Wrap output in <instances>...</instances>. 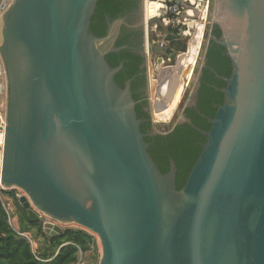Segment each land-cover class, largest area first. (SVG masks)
<instances>
[{"label":"water","instance_id":"obj_1","mask_svg":"<svg viewBox=\"0 0 264 264\" xmlns=\"http://www.w3.org/2000/svg\"><path fill=\"white\" fill-rule=\"evenodd\" d=\"M98 2L12 0L1 15L3 187L48 238L68 228L96 235V264H264V0H214L209 39L232 71L209 130L184 113L176 122L207 138L180 189L175 162L162 172L149 152L130 81L115 79L123 64L106 59L127 19L107 18L95 35ZM145 4L139 26L161 24L146 20Z\"/></svg>","mask_w":264,"mask_h":264},{"label":"trees","instance_id":"obj_2","mask_svg":"<svg viewBox=\"0 0 264 264\" xmlns=\"http://www.w3.org/2000/svg\"><path fill=\"white\" fill-rule=\"evenodd\" d=\"M138 2V0H99L92 18L93 33L97 36L105 35L107 18L111 20L122 16L127 18V13H130L132 8L139 9ZM127 21L129 23L128 19ZM160 29L166 33L165 36L169 40L168 51L173 53L186 51L187 43L181 35H178L177 28L160 26ZM213 34L217 37L221 36L218 26L213 27ZM131 37L132 43L129 42ZM142 37V29H129L124 25L116 42V47L121 49L110 52L106 59L113 67L123 64V68L117 73L115 79L122 87L130 81L133 97L137 101V114L143 119L141 129L146 134L153 125V121L152 116L144 110L145 100L139 102L138 93V89L147 81L146 70L142 67L145 59L134 45L137 42L141 44ZM206 59L198 107L186 109V116L202 130L210 129V119L215 116L218 106L224 101L221 88L226 85V82L218 76H229L232 71L231 59L226 55L225 48L213 40H210L207 45ZM167 131L166 133L160 131V134L154 136L146 135L145 138L150 143L149 152L162 172L169 171L171 160L175 162L177 185L180 189L185 185L207 138L188 122L178 124ZM3 194L14 198L17 208L21 211L20 217L23 215L26 225L37 226L39 235H42L49 244L50 253L41 254L34 251L32 243L10 225L7 213L0 202V264H74L79 258V247L84 253H90L97 258L95 235L85 230L68 228L62 234L48 238L41 223H30L27 209L19 202L17 190H4ZM25 231L29 230L25 229Z\"/></svg>","mask_w":264,"mask_h":264},{"label":"rangeland","instance_id":"obj_3","mask_svg":"<svg viewBox=\"0 0 264 264\" xmlns=\"http://www.w3.org/2000/svg\"><path fill=\"white\" fill-rule=\"evenodd\" d=\"M195 7H196L195 17L191 18L187 15V18H188L186 20L187 24L183 25V28L186 29V31L188 30L190 31V34L182 35L183 40L187 43V49L186 51H183V52L187 53V51L189 50V47H190L189 43H191L192 39L194 38V34L196 33L198 24L203 25V33L201 36V43H200L201 46H200L198 57L196 58L195 62L192 65H190L188 70L185 69V71H179L177 73V70H178L176 69L177 62L179 60L180 54H182L181 53L182 51L171 54L170 56L171 59L168 60V54L166 53L165 47H162L163 45L161 43L158 44V45H162L161 49L157 52L152 49L151 51L152 55H149V58H148L147 73H148V81H149V96L151 99V105L153 107L152 109V115H153V120H154L153 123L155 127L163 133H166L168 132L167 131L168 129L173 128L176 121L180 118L184 105L187 103L190 97V94L193 90V87L196 83L198 73L201 69V66L204 60L205 50L208 45V40L210 37L212 21H213L214 0H209V1L208 0H196ZM145 8H146V4H145L144 9ZM155 22L156 21H153L152 25L150 24L149 26L150 29L148 28L149 34L150 36H152L153 42L156 40H159L161 37H164L166 34L163 30L160 29V26L162 25H160L156 31H153V25ZM164 68L168 69V72L170 75V76L168 75V77H170V80H175V78L178 77V74H179V75H182L186 79L185 81L187 83L183 91L182 97L179 100L174 110L173 109L169 110V105L172 100L176 99V97L173 94H170L167 90V86H166L167 75H166L165 70H163ZM158 75L159 77L157 78V80L153 79V78H156ZM153 94L158 99L157 100V103H158L157 111L155 107V101H154ZM3 99L5 100L4 96H3ZM6 106L7 105L5 103V107ZM169 112H172L170 116H168ZM164 116H167V117H164ZM6 198H7V201L10 207L13 210L12 213L14 212L12 217H13L14 224H16L15 215L16 213L20 215L19 212L21 211H19V209L17 208L14 198L10 196H6ZM20 220H21V225L19 226V228L22 231H25V229H28L29 232H26V233L28 234L30 233V235L32 234L35 240L42 236V235H39L37 226L26 225V221L23 219V215H21ZM36 242L37 240L34 241V248L37 251ZM90 256L93 257L91 254ZM97 259L98 258H95V257L92 258V260L94 261V264H96Z\"/></svg>","mask_w":264,"mask_h":264},{"label":"built area","instance_id":"obj_4","mask_svg":"<svg viewBox=\"0 0 264 264\" xmlns=\"http://www.w3.org/2000/svg\"><path fill=\"white\" fill-rule=\"evenodd\" d=\"M11 1L12 0H2L0 2V17L4 13V11L7 9ZM155 1H158V0H155ZM155 1L151 0V2H155ZM181 1L184 4H187L188 6L179 4L177 0H160V2L163 3V7L158 10L157 15L150 17V19L157 17L160 19L161 24L163 26L167 28L168 27L177 28L178 35L182 36L183 34L184 35L190 34V31L189 30L186 31V29L183 28V25L187 24L186 23V20L188 19L187 15L191 18L195 17L196 0H181ZM161 24L159 22H155L153 25V31H156ZM147 28H149L148 24H147ZM158 42L159 44L161 43L163 45V46L160 45V47L161 46L165 47L166 53L168 54V60H170L171 59L170 56L171 54H173V52L168 51V46H169L168 38H166V36L161 37L158 40ZM149 45L150 47H153L154 46L153 41H150ZM148 50H149V47H147V51ZM150 52H151V49H150ZM7 89L8 87H7V78H6V68L2 60V57L0 55V125L3 126L2 128H4L5 123H6L5 121H6V107L7 106L5 107V103L7 105ZM3 96L5 97V100L3 99ZM1 159H2V142L0 140V165H1ZM4 190H8V189H5L3 187L1 183V174H0V202L3 205L4 209L6 210L9 223L21 236L26 237L32 243L33 249L36 252L34 248V241L36 240L33 238L32 234L30 235V233L29 234L26 233L29 231H22L18 225L14 224L13 217H12L14 212L12 213L13 210L10 207L6 196L3 194ZM17 195L19 197V192L17 193ZM95 238H96L97 251L100 252V241L96 235H95ZM92 258L93 257H91L89 253H84V251L79 247V258H78V261L75 262L74 264H89L90 262H92Z\"/></svg>","mask_w":264,"mask_h":264},{"label":"bare ground","instance_id":"obj_5","mask_svg":"<svg viewBox=\"0 0 264 264\" xmlns=\"http://www.w3.org/2000/svg\"><path fill=\"white\" fill-rule=\"evenodd\" d=\"M162 7H163V3H161L160 1L151 2V0L150 1L146 0V8H145L146 18L150 19V17L157 15L158 10ZM202 33H203V25L198 24L196 33L194 34V38L192 39V42L189 43L190 47H189L188 52L185 54V57L182 54H180L179 56V60L177 62V68H176L178 69L177 73L179 71H185V69L188 70L190 65H192L195 62L196 57L198 56V53H199L200 46H201L200 43H201ZM163 70H165L166 75H167V81H166L167 90L170 94H173L176 97V99L172 100L169 105V110H172V109L174 110L179 100L182 97L183 91L187 84L185 81L186 79L182 75L178 74V77H176L175 80H170V77H168L169 75L168 69L164 68ZM154 99H155V96H154ZM172 112H169L168 116H170ZM164 117H167V116H164ZM4 139H5V126L4 128L0 129V140L2 142V159H1V165H0V174H2L3 161H4Z\"/></svg>","mask_w":264,"mask_h":264},{"label":"flooded vegetation","instance_id":"obj_6","mask_svg":"<svg viewBox=\"0 0 264 264\" xmlns=\"http://www.w3.org/2000/svg\"><path fill=\"white\" fill-rule=\"evenodd\" d=\"M139 2V9L137 10V8H132V11L130 13H127V18L129 20V25L127 27H129V29H142L143 30V37L142 39L140 40L141 41V44L140 42H137L138 44V47H137V44H134L137 51L140 52L143 56H144V62L142 64V67L145 68L146 70V83L144 85H142L139 89H138V93H139V102H142V100H145V104H144V110L152 116V121L154 122L153 120V115H152V105H151V99H150V96H149V81H148V73H147V66H148V58H149V55H152L151 52H150V49L152 51V49L154 50L156 48V46L154 45V47H150L149 45V42L150 40L152 39V36H150L149 34V31H148V28H147V25L146 23L143 24L142 26H139V22H141V17H142V14H141V9H140V0H138ZM138 20V22L136 21ZM146 20H149V18H146ZM128 22V21H127ZM212 29V28H211ZM149 37L148 41L146 40V38ZM210 39L208 40V43H209ZM129 42L132 43V37L129 39ZM136 43V42H135ZM147 47H149V50L147 51ZM200 50V49H199ZM188 52V51H187ZM206 52H207V47H206V50H205V56H206ZM153 53V52H152ZM182 55L185 57V54L186 52H181ZM199 54V53H198ZM198 57V56H197ZM196 57V58H197ZM206 66V65H205ZM203 66V67H205ZM203 70V68H202ZM199 74V73H198ZM202 75H203V72H202ZM202 75H201V78H202ZM140 77H141V74H140ZM159 76H157L156 78H153L155 80H157ZM220 79L221 78V75L218 76ZM198 78V77H197ZM201 78H200V87H201ZM200 87H199V90H200ZM199 90H198V94H197V103L194 105L192 104V106L190 107H186V104L184 105V108H183V111L182 113H184L186 115V109L188 108H196L198 107V96H199ZM137 92V90H136ZM154 96V94H153ZM157 98L155 97L154 101H155V107H156V111H157V107H158V103H157ZM177 122V121H176ZM176 126V123L175 125ZM173 126V127H174ZM173 129V128H172ZM161 132L155 127L154 123L153 125L151 126V128L148 130V132L146 133V135L148 136H154L156 134H160Z\"/></svg>","mask_w":264,"mask_h":264},{"label":"crops","instance_id":"obj_7","mask_svg":"<svg viewBox=\"0 0 264 264\" xmlns=\"http://www.w3.org/2000/svg\"><path fill=\"white\" fill-rule=\"evenodd\" d=\"M2 0H0L1 2ZM15 220H16V225L20 226L21 225V220H20V215L16 213L15 215ZM37 242V251L41 254H46V253H50V247L48 242L45 240L44 237H40L36 239ZM89 264H94V261L92 260V262H90Z\"/></svg>","mask_w":264,"mask_h":264},{"label":"clouds","instance_id":"obj_8","mask_svg":"<svg viewBox=\"0 0 264 264\" xmlns=\"http://www.w3.org/2000/svg\"><path fill=\"white\" fill-rule=\"evenodd\" d=\"M156 39H157V38H156ZM147 41H148V39H147ZM150 41H153V40L151 39ZM159 47H160V45H159Z\"/></svg>","mask_w":264,"mask_h":264}]
</instances>
